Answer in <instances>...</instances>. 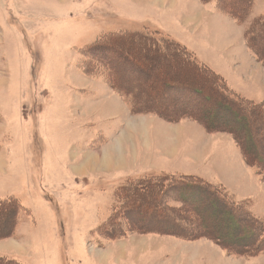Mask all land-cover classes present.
Segmentation results:
<instances>
[{
	"label": "rangeland",
	"instance_id": "obj_1",
	"mask_svg": "<svg viewBox=\"0 0 264 264\" xmlns=\"http://www.w3.org/2000/svg\"><path fill=\"white\" fill-rule=\"evenodd\" d=\"M235 1L248 10L231 0H0V198L13 199L14 220L0 213L4 262L264 264V250L242 246L251 241L223 239L225 205L204 208L215 191L264 231V181L222 127L220 102L232 104L211 88L264 101V60L245 39L264 0ZM143 34L176 37L200 72L158 59L134 37ZM103 35L104 49H87ZM213 112L219 124L206 127L199 113ZM256 133L249 121L244 134Z\"/></svg>",
	"mask_w": 264,
	"mask_h": 264
},
{
	"label": "trees",
	"instance_id": "obj_2",
	"mask_svg": "<svg viewBox=\"0 0 264 264\" xmlns=\"http://www.w3.org/2000/svg\"><path fill=\"white\" fill-rule=\"evenodd\" d=\"M231 3H232V8H234V9L236 8V9H238V11H242L243 14H244L246 9L248 10V6L246 7V5H245L243 7H240L242 5H238L235 0H231ZM240 16L241 15L233 16L234 20H236L237 23H241V21H242V17H240ZM246 33H248L247 38L245 35L246 43L252 49V51L254 52V55H256L257 58H258V56H260V58L261 59L263 58L262 60H264V55H262V54H264V19L262 20L261 23L256 24L255 26L251 27V29L249 27V29L246 31ZM107 35H111V34H107ZM134 37H138L139 39L142 40L141 42H145L147 45H150L152 47V49L154 48L153 50L157 51L160 54V55H157L158 58H163L162 55H166V53H167L169 55H172V57H177V59H181L182 62L186 63L188 66L189 65H191V67L193 66L194 69H192L191 67L190 68L194 72H196V73L200 72L198 70V67L201 69V66H197L195 64V62L193 63L190 60L191 58L187 55V51H186L185 47L180 45L179 43H177L173 40L164 39L161 37L156 38L155 36H153L151 34L134 35ZM134 37H131V38L133 40H135L136 38H134ZM122 38H124V37H122ZM106 39H107L106 35L101 36L99 40L96 39L91 44H89L87 46V49L89 50L90 48H92L93 50H96L98 47H102L104 49L103 45L109 44L108 42L105 41ZM136 40H138V39H136ZM148 51L149 50H147L146 53H149ZM146 53H145V55H146ZM143 54H144V52H143ZM146 56L147 57L151 56V58L153 57L152 54L146 55ZM147 57H146V59H148ZM98 59L100 61H103L105 58L100 54L98 56ZM180 64L181 63H179V65ZM181 66H182V64H181ZM203 67L206 68L207 70H205V71L208 74H210L206 77H208L210 79V78H216L218 76L221 78L222 82H223V80L225 82V79L222 75H221L222 76L221 77V76H219V74H217V72L214 73L215 71L212 70L208 66L206 67V65ZM110 69L111 68H109V70ZM171 83H173V82H171ZM183 84H188V85H190V87H192L193 92L191 91V93L203 94L201 91H199L198 87L194 86V84H189V83H185V82H183ZM164 86H165V84H164ZM178 87L180 89L182 86L181 87L178 86ZM211 88H213L216 92L221 94V96L223 98H225L228 102H230L232 104V106H228L227 104L220 102L221 105H224L223 110H224V113H226V115L224 114V116L226 118H228V120L230 121V123L228 125L223 124L222 127L226 128L232 132V135L235 137V142H236L237 146L239 147V149L241 147V149H240L241 153L240 154H242V158L244 159L245 163L247 165L255 168L256 172L260 175L261 179L264 181V135H262V134H264V119L260 118V115H262L261 117L264 116V101L255 102V101H252V100L247 99V98H246L247 100L242 99V98L236 99L238 97H235L234 95H232L230 93L229 87L226 86V83L222 84V86L221 85L216 86L212 83ZM182 89H183V91H185L184 88H182ZM187 92H189V91H187ZM203 96H204V99L206 100V102H209L211 100L210 95H207V93H204ZM181 97H182V95H181ZM201 100H202V98H201ZM169 101H171V100H169ZM171 105L173 107H176V109L178 110V105H179L178 101H177V103L171 104ZM209 106L214 107V108L218 107L220 109V106H216V105H209ZM181 107H183V106H181ZM221 110L222 109H220V111ZM223 110H222V112H223ZM191 112H193V111H191ZM213 113L215 114V112H213ZM199 114L202 116L201 119L203 121V124L206 127H208V126L212 127L215 124H219L218 117L216 116V114L213 115L212 119H207V117L203 113H199ZM227 114H228V116H227ZM256 115H258V118L260 119L258 121L257 125L254 123ZM199 117L200 116L198 115V118ZM189 118H192V116ZM249 121H250V129L253 130L254 134L256 132L260 133L259 139L258 138L256 139L255 136L253 137L254 141L258 140L257 144H255V142L250 139L251 137L248 138L246 136V134H244L245 127L249 126ZM252 122H253V124H252ZM208 124H211V125H208ZM251 124H252V127H251ZM205 183H206V185L208 184L207 182H204V184ZM184 184H187V185H184ZM191 184H193V183L188 182L187 180H183V185L186 186L187 188L190 187ZM209 186H211V184ZM204 187H206V186L204 185ZM206 188L208 189L209 187L207 186ZM180 191H182L181 193H184V191L182 189ZM209 196L212 199L211 202L209 201L211 203V207L208 204L209 207H207V206L204 207L205 210L209 209L211 212H214L215 214H217L221 209H224L223 208L224 205L227 207L225 214H227L228 216H226L224 218L222 217L223 220L219 219L223 223V226H225V228H226L224 230L225 238H223V239H226L229 242L234 241V243L247 239L248 241L246 240V242L251 241L250 246L248 247L247 244L242 245V246L250 249V252H254L255 249H257V248H261V249H259L258 252L259 253L262 252V250H264V231L262 234H260L258 232H254V229L256 227V222L254 221V218L251 216L253 218L252 220H250L248 218L244 219L240 216L241 213H238L237 211H230L226 202H224L223 199L218 197V195H217V193H215V191L211 192V194ZM191 197L192 196L185 197L184 201H187V202L185 203L182 200L183 203L190 204V200L191 201L193 200ZM12 200L13 199H11V200H7V199L0 200V210H1L0 213L2 212L4 214V212H5L7 214L10 212V214H11L12 208H13V204H11ZM188 201H189V203H188ZM9 221H10V218H9ZM242 221H244L245 223H242ZM7 222H8V217H7ZM10 222H11L10 223L11 226L14 225V220H13L12 214H11V221ZM228 228H230V231L226 232ZM250 229H251V233H250ZM251 248H252V250H251ZM233 250H234V248H233ZM235 250L238 251V248H235ZM4 260L5 259L3 257H0V264H10V262H8V261L4 262Z\"/></svg>",
	"mask_w": 264,
	"mask_h": 264
},
{
	"label": "crops",
	"instance_id": "obj_3",
	"mask_svg": "<svg viewBox=\"0 0 264 264\" xmlns=\"http://www.w3.org/2000/svg\"><path fill=\"white\" fill-rule=\"evenodd\" d=\"M171 36V35H170ZM172 37V36H171ZM173 38L176 40V41H178L179 43H181L182 45L184 44L183 42H181V41H179L176 37H174L173 36ZM221 75V74H220ZM224 79H225V77H224ZM236 90V89H235ZM264 100V99H263ZM239 148V147H238ZM240 150V149H239ZM239 153H241V151H239ZM241 158H242V154H241ZM242 161L244 162V164L245 165H247L246 163H245V161H244V159L242 158ZM248 167H251V166H249V165H247ZM251 168H253V167H251ZM253 169H255V168H253ZM256 171V170H255ZM257 173V172H256ZM258 174V173H257ZM259 175V174H258ZM259 177H260V175H259ZM260 179H261V177H260ZM223 180H224V178H223ZM220 182H222V181H220ZM220 182H218V184H220ZM222 183H226V181L224 180V182H222ZM235 191V190H234ZM236 192V191H235ZM237 193V192H236ZM3 198H0V200H2ZM12 238V237H11ZM4 240H6V239H4ZM6 256H8V257H11V256H9V255H0V257H6Z\"/></svg>",
	"mask_w": 264,
	"mask_h": 264
},
{
	"label": "bare ground",
	"instance_id": "obj_4",
	"mask_svg": "<svg viewBox=\"0 0 264 264\" xmlns=\"http://www.w3.org/2000/svg\"><path fill=\"white\" fill-rule=\"evenodd\" d=\"M161 1H162V0H160V3H161ZM158 2H159V1H158ZM158 4H159V3H158ZM125 43H126V42H125ZM128 43H129V42H128ZM126 44H127V43H126ZM150 53H151V52H150ZM151 54H152V53H151ZM152 55H153V54H152ZM144 56H145V55H144ZM150 57H151V56H150ZM151 59H152V58H151ZM158 59H159V58H158ZM155 61H156V60H155ZM165 66H166V65H165ZM153 67H155V66H153ZM137 69H138V68H137ZM145 70H146V69H145ZM147 72H148V71H147ZM149 73H151V72H149ZM142 77H143V76H142ZM137 80H138V79H137ZM146 94H147V93H146ZM149 98H151V97H149ZM138 127H139V126H138ZM139 193H140V192H139ZM214 217H215V216H214ZM214 217H213V218H214ZM214 221H215V220H214ZM218 221H219L220 224L222 223L220 220H218ZM218 221H217V222H218ZM210 224H211V222H210ZM216 224H217V223H216ZM208 225H209V224H208ZM3 228H4V227H3ZM247 241H248V240H247ZM249 241H250V240H249Z\"/></svg>",
	"mask_w": 264,
	"mask_h": 264
}]
</instances>
